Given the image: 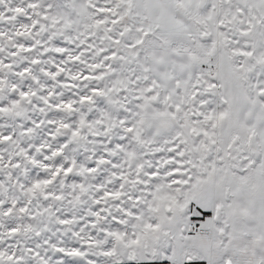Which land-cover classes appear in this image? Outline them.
<instances>
[{
	"label": "snow or ice",
	"instance_id": "obj_1",
	"mask_svg": "<svg viewBox=\"0 0 264 264\" xmlns=\"http://www.w3.org/2000/svg\"><path fill=\"white\" fill-rule=\"evenodd\" d=\"M0 264H264V0H0Z\"/></svg>",
	"mask_w": 264,
	"mask_h": 264
}]
</instances>
